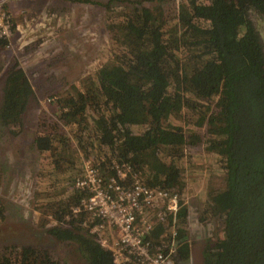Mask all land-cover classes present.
<instances>
[{
	"label": "trees",
	"instance_id": "16d2710c",
	"mask_svg": "<svg viewBox=\"0 0 264 264\" xmlns=\"http://www.w3.org/2000/svg\"><path fill=\"white\" fill-rule=\"evenodd\" d=\"M119 1L129 3L114 7ZM119 1L88 2L105 5L110 57L72 87L46 89L55 112L40 107L30 117L40 104L33 82L18 63L0 61V130L11 139L35 130L18 152H37L34 198L55 221L37 244L0 247V264H116L92 232L101 220L83 204L90 192L77 185L86 161L106 178L129 185L135 175L181 195L180 163L203 146L222 183L207 191L215 229L197 264H264V0ZM8 44L0 37V51ZM6 210L0 198V224ZM175 225V264H184L193 249L188 207ZM163 227L152 233L155 246ZM56 243L72 247L73 258L53 254Z\"/></svg>",
	"mask_w": 264,
	"mask_h": 264
},
{
	"label": "rangeland",
	"instance_id": "374dc122",
	"mask_svg": "<svg viewBox=\"0 0 264 264\" xmlns=\"http://www.w3.org/2000/svg\"><path fill=\"white\" fill-rule=\"evenodd\" d=\"M89 1L93 2L0 0V21L10 24L8 48L0 51V61L5 65L18 63L33 82L40 104L30 117H35L40 107L49 108L50 95L46 89L57 87L51 90L62 92L70 88L110 57L107 10L105 5ZM127 3L129 1H119L114 7ZM261 33L264 39V32ZM48 74H55L56 77L52 79ZM56 110L53 104L48 109L51 113ZM33 133L35 130L30 128L25 137L31 138ZM9 135L0 130V168L4 169L0 198L7 206L6 218L0 224V247L14 242L37 244L44 239L36 234L54 225L55 221L42 212V202L34 198L37 152L30 148L27 152L19 153V148L29 146V140L25 137L11 139ZM186 151L188 157L180 163L186 168L178 189L182 191V205L188 207L189 238L193 249L192 258L184 264H197L204 240L215 229V223L211 222L208 215L212 211V204L207 191L211 183L221 185L222 172L216 156L208 147ZM204 213L206 219H203ZM167 224L168 221L165 222ZM175 224L170 220L168 225L176 227ZM56 245L51 248L53 254L73 258L72 247ZM71 262L82 264L75 259Z\"/></svg>",
	"mask_w": 264,
	"mask_h": 264
},
{
	"label": "built area",
	"instance_id": "2783aa9c",
	"mask_svg": "<svg viewBox=\"0 0 264 264\" xmlns=\"http://www.w3.org/2000/svg\"><path fill=\"white\" fill-rule=\"evenodd\" d=\"M9 28L10 24L1 20L0 37H9ZM128 170L125 165L117 167L118 178L125 180ZM84 173L77 185L87 189L90 197L83 204L101 220L92 227V232L97 233L105 248L114 252L116 264H175L178 232L174 225L168 224L170 220L176 222L183 206L180 193L149 187L135 175L131 184L126 181L123 184L115 177L102 176L89 161H86ZM159 224L165 226L163 240L155 246L150 238Z\"/></svg>",
	"mask_w": 264,
	"mask_h": 264
}]
</instances>
